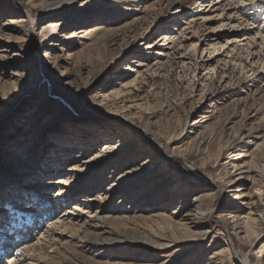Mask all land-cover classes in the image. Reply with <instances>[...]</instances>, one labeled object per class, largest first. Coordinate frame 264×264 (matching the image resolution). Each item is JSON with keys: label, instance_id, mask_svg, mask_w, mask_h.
Here are the masks:
<instances>
[{"label": "rangeland", "instance_id": "obj_1", "mask_svg": "<svg viewBox=\"0 0 264 264\" xmlns=\"http://www.w3.org/2000/svg\"><path fill=\"white\" fill-rule=\"evenodd\" d=\"M43 1L0 0V195H12L0 203V264L11 255L26 264H212L228 240L194 218L196 206L241 217L264 210V62L225 49V35L221 47L207 39L225 25L219 12L204 23L165 0L30 4ZM244 3L236 16L250 30L234 31L252 36L264 4L254 14ZM255 51L264 53L260 40ZM43 161L54 171L40 172ZM229 161L242 167L231 172L242 186L219 190ZM96 176L105 178L97 196H71ZM118 206L124 213L106 211ZM95 229L118 241L94 242ZM230 234L252 263L264 260V229L256 239Z\"/></svg>", "mask_w": 264, "mask_h": 264}, {"label": "bare ground", "instance_id": "obj_2", "mask_svg": "<svg viewBox=\"0 0 264 264\" xmlns=\"http://www.w3.org/2000/svg\"><path fill=\"white\" fill-rule=\"evenodd\" d=\"M21 1H23V0H18V1L15 0L16 4H20ZM75 1H77V0H54L52 2L49 0H44L43 2H40L39 4H35L32 2H30V4L32 7H35L38 10L50 11L53 9H56V10L60 9L61 10V9H63L64 5L70 6V4L72 2H75ZM121 1H123V0H116L117 3L121 2ZM244 1H245V3H247V2L250 3V4H248V5H251V6H249V9H253L254 12H252V13H254V14L256 13V9H255V7L252 8V6L255 4H261V5L264 4V0H241V1H239V0H227L226 4H225V0H218L214 3H213V0H165L166 4L169 6H172L174 4H180L181 9L176 8L175 10L177 12L185 11V12H187V14L192 16L193 19H197V16H199L200 14H204V15H202V16H206V17H204V20H203L204 23H206L207 20L208 21H211V20L215 21V18L211 17V14L214 12H219L216 15L218 17L217 19L221 22H223L222 20H225V25L223 23L218 27H220L222 29V27L227 25L232 30L231 31L224 30V32H225V34H224L223 31H220L221 30L220 28H216V26H214V27H212L213 32L211 31L212 34H208L207 39L211 40L212 42L218 40V42L216 41V43H214V45L217 44L221 47L224 44H222L221 43L222 41H219V40L223 37V35H225L224 36L226 39L225 44L227 46L225 49H227L228 47H232L233 50H236L238 52L239 51L238 47H241L240 49H243L242 52H246L248 57L250 56L251 59L259 56L258 60L261 62H264V53L262 55L259 52L255 51V47L258 46L259 40H260V44L264 46V25H262V27L260 26L261 28L260 27L257 28L256 32H254V35H252V36L251 35L250 36L245 35L246 32H243L240 35H238L237 32H235V31H237V29H235V27L245 28L246 31L250 30L249 28H246L245 26L243 27V24L239 22L240 20L236 16L237 15L236 13H238V11H239L238 6L242 5ZM240 7L245 8L246 6L244 5V6H240ZM208 14H210V16ZM255 17H257V16H255ZM193 19L190 22H194ZM242 28H240V29H242ZM241 31H243V30H241ZM240 41H244V44H240L239 43ZM174 42H175V39H172L171 43H174ZM168 43H170V42H168ZM237 43H239V44H237ZM161 50H164V49L162 48ZM166 147H167V145H163V144L160 145V148H162V149H165ZM185 151H187V148L185 150L183 149L182 153ZM57 154H54L51 156L52 160H54V161L57 160L56 159ZM184 160H186V159H184ZM44 163L45 162L43 161V163H41V165H40L41 167H39L40 172H42L43 170L44 171L48 170L49 173L54 171L51 168L48 169L49 166H46L45 168L42 169V165ZM227 166H230V168L232 169L229 173H227V170H226ZM223 169L225 170L226 174L224 176H222L219 181L213 182L214 186L217 185V188L220 190L222 188V186L225 184V182L226 183H229V182L232 183V182H235L236 180H237L235 182L236 186L237 187L242 186L241 182L238 180L240 178V176H238V175L233 176L231 174V172L233 170L234 171H238L240 169L242 170V167L240 165L229 161V162H226V166H224ZM251 179H252V184H255L256 180L253 178V176ZM104 181H105V178L103 176H101V177L96 176L93 178H89L88 180L85 181V184L82 183L81 186H78V188H76L75 192H73L74 190L72 192H70L71 196H74V195L81 193V192H88V191H91L93 196H97L95 190H96V188H99V187L101 188L102 183ZM66 183L67 182H63V184H66ZM113 184H115V183H112L109 186H112ZM21 186H22V188H21L22 191L24 189H26V187H27V185H25V184L21 185ZM110 188H112V187L108 188V186H107L106 189L109 190ZM9 197H12V195H8L6 193L3 195V197H1V195H0V203ZM20 199H21V197H20ZM94 199L95 198H93V200ZM15 203H17L18 205H21L22 200L19 202L16 201ZM116 208H118V209H116ZM196 209L197 210H195V212H194V218L199 217V218H201V220H200L201 223H202V221H206V222H209L211 226H214L216 228L221 227L220 229L219 228L218 229L220 231H222V234L224 236L226 234L225 238H227V240H228L226 247H223L219 251L212 253V255L209 257L212 264H225V262H224L225 257L224 256L226 253L230 254V255L234 254L235 259H237V261H238V264H264V260H259V259H256L254 261L255 263L251 262L252 260L250 258L251 257L250 249L247 252H241L240 250H236L234 247V244H232L233 236H231V234H230L231 231L233 232V234L235 236L238 235V233H245L247 240L250 239V237H252L253 239L258 238L259 235H261L263 233V229H264V210H261L258 213V216H255L256 214H255L253 208H250L249 213L247 215L241 217V214L238 212L237 213L233 212L232 214L228 213L225 215V213H221L220 211H217L216 208H210V209H208V211L206 213L201 211V208L199 207V205L196 206ZM106 211L108 212V214H110V213L115 214L118 212L124 213L125 208H123V206H118L115 208L109 207L108 210H106ZM0 213H3L2 209H0ZM1 218L2 217L0 216V223L3 222ZM243 218H248V219L243 221L242 220ZM39 225L40 224L38 222H36L34 225L35 226L34 228H38ZM89 226L90 227H96L95 225H89ZM174 226L175 225H171L172 231L181 230V231H184L185 234L189 233L190 235H195V232H197V233L201 232L199 230H196L195 232L194 231L189 232L187 229H183V228L179 229L178 227H174ZM210 228L211 227L209 226L208 229H205L201 233H203V235H207L208 232H210V230H211ZM4 229H6V227ZM32 230H34V229H32ZM96 230L97 229H95V231L92 232V237L94 239V242L102 241L103 243H112L114 241H118V239L111 238V237L101 239L100 235L98 234V232ZM35 231H36V229H35ZM14 233H15V231H14ZM85 233L90 234V232L88 230H86ZM17 235L21 239V236L19 234H17ZM24 235L25 234H23V236ZM160 238L165 239L164 237H161V236H160ZM147 241L153 247L164 246V245H167V244L173 242V240H169V241L164 240L163 242L159 243V242H156L155 240H153L151 238H149ZM12 244L13 243L9 242V240H6V243L4 244L5 250L12 248V246H13ZM93 245H94V243H90L88 246L91 249L93 247ZM19 247H17V249H19ZM25 251H29V250L26 249ZM20 256L21 257H19V258H15L13 255H11L10 257H7L6 264H26L23 262H25L27 260V257L22 258V255H20ZM28 257L33 258V256H28ZM111 259L116 260V258H114V257H112ZM113 264H121V263L118 261H114Z\"/></svg>", "mask_w": 264, "mask_h": 264}]
</instances>
